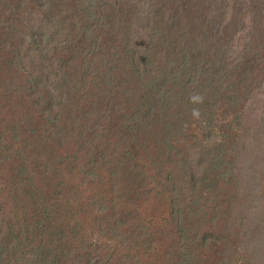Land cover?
Wrapping results in <instances>:
<instances>
[{
  "label": "rangeland",
  "instance_id": "obj_1",
  "mask_svg": "<svg viewBox=\"0 0 264 264\" xmlns=\"http://www.w3.org/2000/svg\"><path fill=\"white\" fill-rule=\"evenodd\" d=\"M133 1L0 0V264H264V4Z\"/></svg>",
  "mask_w": 264,
  "mask_h": 264
},
{
  "label": "trees",
  "instance_id": "obj_2",
  "mask_svg": "<svg viewBox=\"0 0 264 264\" xmlns=\"http://www.w3.org/2000/svg\"><path fill=\"white\" fill-rule=\"evenodd\" d=\"M152 1V0H149ZM166 0H162L165 2ZM175 14L169 18V33L157 35V31H151L150 41L152 44L159 39L161 46L166 48L167 51H171L172 56L176 59V63L171 65V74H181L189 72H196L198 62V52L205 49V46H216L212 44L208 37L218 38L220 32L219 27L224 24V13L220 9L227 4V0H173ZM152 3V2H151ZM170 3V2H169ZM245 3V0H244ZM252 7L259 9L262 12L263 0H253ZM131 4L138 9L139 2L131 0ZM164 6V5H163ZM172 6V5H171ZM235 6V5H234ZM143 7V4L141 5ZM165 7V6H164ZM132 8V6H131ZM204 24V31L202 37H196L197 26ZM229 26V23H226ZM128 25V23H127ZM124 33L125 29L123 28ZM175 33V38L172 35ZM206 33V41L204 35ZM158 37V38H157ZM209 47V46H208ZM210 48V47H209ZM219 53V52H218ZM215 59H218L217 57ZM166 72L161 73L164 81Z\"/></svg>",
  "mask_w": 264,
  "mask_h": 264
}]
</instances>
